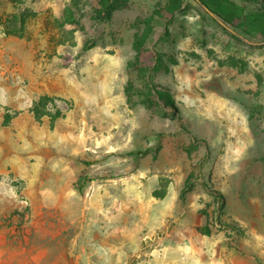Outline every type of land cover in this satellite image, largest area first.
I'll return each instance as SVG.
<instances>
[{"label":"rangeland","instance_id":"rangeland-1","mask_svg":"<svg viewBox=\"0 0 264 264\" xmlns=\"http://www.w3.org/2000/svg\"><path fill=\"white\" fill-rule=\"evenodd\" d=\"M204 1L0 0V264H264V0Z\"/></svg>","mask_w":264,"mask_h":264},{"label":"trees","instance_id":"trees-1","mask_svg":"<svg viewBox=\"0 0 264 264\" xmlns=\"http://www.w3.org/2000/svg\"><path fill=\"white\" fill-rule=\"evenodd\" d=\"M13 3L17 4V9L12 12L4 21L1 22V25L4 28V31L7 34L22 36L26 30V24L30 17H32L33 10L26 4L29 0H11ZM118 0H103L102 6L99 9L100 16L108 17L110 12L114 9ZM203 5V7L211 12L212 9L206 4L204 0H197ZM53 100V97L49 95H43L39 98L37 102H35V106L33 107V111L36 116L40 118L42 116L41 108L46 106V104ZM61 115L60 110H58L56 116L59 117ZM14 115L7 114L5 119L2 121V124H7L13 118ZM1 124V123H0ZM145 151L142 149H135L128 151L127 154L140 156L144 154Z\"/></svg>","mask_w":264,"mask_h":264},{"label":"bare ground","instance_id":"bare-ground-1","mask_svg":"<svg viewBox=\"0 0 264 264\" xmlns=\"http://www.w3.org/2000/svg\"><path fill=\"white\" fill-rule=\"evenodd\" d=\"M210 103H211V105L213 106V108H212V109H213L212 112L215 113V112H216L215 104H213L212 102H210ZM226 116L228 117V115H226ZM228 124H229V122L226 124L227 129L230 128V126H229ZM230 124H231V123H230ZM221 129H222V130H221ZM221 129H220V130H221V133H223V128H221ZM228 132H229V131L226 132V135L228 134ZM225 138H226V137H225ZM227 138H228V139L232 138L231 134H230V136H227ZM223 139H224V136H223L222 139L220 140V144H221V146H222V144H223Z\"/></svg>","mask_w":264,"mask_h":264}]
</instances>
